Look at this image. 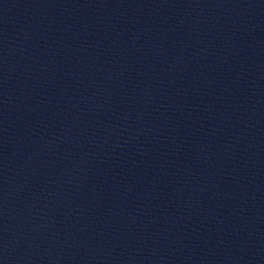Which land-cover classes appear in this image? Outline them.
Instances as JSON below:
<instances>
[{
  "label": "water",
  "instance_id": "obj_1",
  "mask_svg": "<svg viewBox=\"0 0 264 264\" xmlns=\"http://www.w3.org/2000/svg\"><path fill=\"white\" fill-rule=\"evenodd\" d=\"M0 264H264V0H0Z\"/></svg>",
  "mask_w": 264,
  "mask_h": 264
}]
</instances>
